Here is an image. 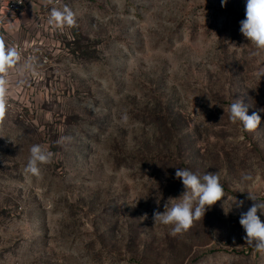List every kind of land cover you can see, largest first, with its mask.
<instances>
[{"label": "rangeland", "instance_id": "374dc122", "mask_svg": "<svg viewBox=\"0 0 264 264\" xmlns=\"http://www.w3.org/2000/svg\"><path fill=\"white\" fill-rule=\"evenodd\" d=\"M37 1L41 43L0 120V264H264L239 223L247 193L264 201V112L250 132L228 112L264 108L246 0ZM33 145L52 153L38 175ZM177 167L218 174L225 197L173 236L152 216L185 191Z\"/></svg>", "mask_w": 264, "mask_h": 264}, {"label": "clouds", "instance_id": "9594fccd", "mask_svg": "<svg viewBox=\"0 0 264 264\" xmlns=\"http://www.w3.org/2000/svg\"><path fill=\"white\" fill-rule=\"evenodd\" d=\"M226 4L227 0H221L222 7ZM52 18L58 24L66 22L71 25L74 23V14L67 8L63 12L53 10ZM240 32L254 45L255 49L264 51V0H246L245 19L240 22ZM18 59L19 54L16 49L6 48L3 37H0V73H6L9 68L17 63ZM24 67H29V65ZM258 75L261 78L264 77V69ZM6 83L4 77L0 76V120H3L6 114ZM228 112L233 123L239 124L243 131L250 132L260 126L261 116L259 113L264 112V108L249 115L243 100L236 99L230 104ZM64 139L61 137V141ZM51 156L52 153L46 151L42 146L33 145L30 149V158L25 171L38 175V164L49 162ZM175 177L181 180L185 189L178 198L179 202L169 206L171 200H176L169 198L164 206V211H156L152 216L154 224L172 226L170 234L173 236L189 230L195 221L204 217L211 206L225 197L223 186L216 173L207 172L199 175L187 168L177 167ZM247 194L248 199L258 202L254 203L246 213H241L239 223L246 233L244 237L246 244L264 253V222L258 215V212L264 215V201H260L252 193ZM157 202L159 203V200ZM242 204L243 201H240L239 205L242 206ZM143 218H148L147 213L144 214Z\"/></svg>", "mask_w": 264, "mask_h": 264}, {"label": "crops", "instance_id": "0c3cea01", "mask_svg": "<svg viewBox=\"0 0 264 264\" xmlns=\"http://www.w3.org/2000/svg\"><path fill=\"white\" fill-rule=\"evenodd\" d=\"M6 13L7 19L0 24V37H3L6 48L19 46L23 48V53L17 63L0 76L7 82L6 93L25 94V46L41 43L39 40L44 29L41 6L34 0L17 12Z\"/></svg>", "mask_w": 264, "mask_h": 264}, {"label": "built area", "instance_id": "2783aa9c", "mask_svg": "<svg viewBox=\"0 0 264 264\" xmlns=\"http://www.w3.org/2000/svg\"><path fill=\"white\" fill-rule=\"evenodd\" d=\"M31 1L32 0H9L6 3L5 9L8 13H14L22 9ZM12 48H15L18 54H20L21 49L18 46H12Z\"/></svg>", "mask_w": 264, "mask_h": 264}]
</instances>
